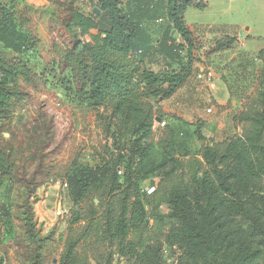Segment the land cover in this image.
<instances>
[{
  "label": "trees",
  "instance_id": "1",
  "mask_svg": "<svg viewBox=\"0 0 264 264\" xmlns=\"http://www.w3.org/2000/svg\"><path fill=\"white\" fill-rule=\"evenodd\" d=\"M76 1L55 2L65 16L50 11L55 23L47 31L51 48L46 54L30 15L37 8L25 0H0V175L19 186L14 217L25 232L23 257L28 264H46L43 249L54 231L45 232L44 224H38L35 201L38 189L58 175L48 162L52 118L22 111L29 89L50 83L60 87L57 104L94 110L103 106L110 113L111 145L96 163L74 162L64 175L75 201L97 195L98 203L93 200L88 205L86 218L116 253L134 259L133 264L153 263L150 213L159 228L166 218L175 219L194 244L212 247V235L202 227V212L195 209L212 205L210 211H215L227 206L250 216L253 223L252 238L238 237L225 264H264V238H254L264 237V191L259 189L264 181V49L259 52L262 67L257 89L234 116L243 133L206 144L203 123L197 122L194 134L202 146L192 153L188 142L170 127L159 141L150 139L155 119L164 118L159 102L187 81L199 59L196 51L201 44L187 26L185 13L191 6L204 9L208 3L97 0L106 17L103 23L93 12L83 13ZM235 41L224 37L211 51L231 48ZM8 50L17 56L8 58ZM36 55L42 60L40 71L31 65L30 58ZM147 59L158 63L159 70L149 67ZM23 123L30 124L28 137L13 142ZM3 131L11 137L1 135ZM153 177L160 180L153 198H148L141 184ZM164 204L169 205L167 214L160 210ZM10 215L0 214L4 226ZM76 244L69 239L61 264L77 263ZM0 264H4L2 255Z\"/></svg>",
  "mask_w": 264,
  "mask_h": 264
},
{
  "label": "rangeland",
  "instance_id": "2",
  "mask_svg": "<svg viewBox=\"0 0 264 264\" xmlns=\"http://www.w3.org/2000/svg\"><path fill=\"white\" fill-rule=\"evenodd\" d=\"M25 1L30 6L37 8L30 15L42 41L44 52L47 54L51 48L47 31L51 24L55 23L50 11L56 17L64 18L65 10L56 3L68 0ZM205 1L208 3L206 8L199 9L191 6L186 14L188 22L196 26L198 30L206 32L212 30L215 32L217 29L222 31L221 29L224 28L229 32H242V35H245L248 28L260 40L264 41V0ZM77 4V7L85 12H89L92 5L91 0H77ZM202 43L204 42H200L201 47H203ZM204 44L209 51L212 50L209 40H206ZM208 49H206V53L209 52ZM6 55L8 58L17 56L15 52L9 50ZM30 59L35 70L40 71L43 69L42 61L37 55L32 56ZM257 86L258 81H256L251 95L255 93ZM29 91L30 95L22 112L25 113L27 109L31 112L38 111L50 116L54 124V137L47 152L50 153L48 162H52L58 177L38 189L35 201V207L39 210L44 201L42 191L44 190L43 193L49 190L53 192L48 197L49 217L39 221V216H36L39 225L45 224V232L54 231L52 240L43 249L46 264L62 263L67 242L71 238L77 241L76 264H133L134 259L120 256L116 253L115 247H112L104 238L96 235L94 227L90 228V218H86L88 215L87 208L93 200L98 199L97 195L91 194L84 199L81 198L75 201L70 196L69 190L62 188V183L66 180L64 172L70 169L74 162L83 161L92 165L100 159V154L104 153L106 146L111 145L112 140L107 129L110 113L106 112L103 106L99 110H94L92 107L72 109L67 104H57L56 94L57 91H60V87L54 83L47 86L42 84L37 89L30 88ZM29 126V123L20 124L12 141L17 143L27 138L29 135L27 128H31ZM239 126L240 131L237 134H242L243 125L240 124ZM167 128V125L159 127L155 121L154 134L150 141H159L168 132ZM1 135L7 138L11 137V134L7 131H3ZM177 137L188 142L192 153L199 150V146L195 145V138L190 129L179 130ZM159 180L158 177H153L143 181L141 184L142 194L145 197L153 198ZM1 181L0 214L11 213L6 226L0 221L2 259L5 264H28L23 257L24 241H26L25 232L18 219L14 217L19 186L7 177L1 176ZM261 186L259 189L262 188L264 191V181ZM59 201H62L66 209L64 215H57L56 213L55 207ZM211 206H206L202 210L198 208L195 210L199 213L202 212L200 217L202 227L203 230L212 235V247L194 244L181 231L180 224L175 219L166 218L159 228L157 221L151 217L150 213L148 224L152 243L149 251L152 264H225V259L235 250L237 241H239L238 237L252 238L251 225L253 219L250 216L239 214L233 208L227 206H218L215 211H210ZM147 208L149 211L151 210V206L148 204ZM160 210L163 214H167L170 210L169 205H162ZM77 217L78 219H75ZM176 232L179 238H175ZM133 236L131 235V237ZM170 238L172 241H170ZM254 238L262 240L264 237L256 235Z\"/></svg>",
  "mask_w": 264,
  "mask_h": 264
},
{
  "label": "crops",
  "instance_id": "3",
  "mask_svg": "<svg viewBox=\"0 0 264 264\" xmlns=\"http://www.w3.org/2000/svg\"><path fill=\"white\" fill-rule=\"evenodd\" d=\"M38 1L46 2L45 0ZM122 1L126 2L127 0ZM91 4L89 12L81 11L90 15L94 7H97V0H91ZM187 11L185 13L187 26L199 42L205 43L206 40H209L211 49L215 47L218 40L224 37L229 36L236 39L231 48L215 52L209 51L202 43L209 52L202 56L199 53L200 48L197 49L196 55L199 59L194 63L192 73L187 81L170 98L158 104V110L164 116L163 120L166 121L167 126L174 129L176 133L185 128L190 129L195 138V145L200 148L202 142L198 141L194 134L196 128L194 124L197 122L203 123L202 132L206 137V144L221 142L240 131V126L235 124L234 116L243 109L246 98L254 91L262 67L259 52L264 49V41L260 40L248 28L245 35H242V32H229L224 28L221 29L222 31L217 29L215 32L210 29L211 33L200 31L186 19ZM97 16L98 20L106 22L102 11ZM175 36L177 37V34ZM146 61L149 67L159 70L158 63L149 59ZM207 69L215 71V78L209 83L202 82L197 78L198 73ZM209 108L212 109L211 112H207ZM43 191L44 201L41 209L37 210L35 207L39 221L49 217L48 197L53 194L51 190L46 193ZM61 203L62 201L57 203L55 210Z\"/></svg>",
  "mask_w": 264,
  "mask_h": 264
},
{
  "label": "built area",
  "instance_id": "4",
  "mask_svg": "<svg viewBox=\"0 0 264 264\" xmlns=\"http://www.w3.org/2000/svg\"><path fill=\"white\" fill-rule=\"evenodd\" d=\"M199 53L202 56L206 55V48L201 47L199 49ZM197 78L199 80H201L202 82L209 83L215 78V71L213 69H207L205 71L198 73ZM211 111H212V109L209 108L207 112H211ZM156 122L159 125V127H164L167 124L166 121L162 120V119H161V121H156ZM119 172L122 173L121 171H119ZM62 188L64 190L68 189V184L66 181H64L62 183ZM152 188L155 189L154 187H152ZM65 212H66V209L63 206V203H61L60 206L58 208H56V213H57V215H64ZM0 255H2L1 251H0ZM4 264H5V262H4Z\"/></svg>",
  "mask_w": 264,
  "mask_h": 264
},
{
  "label": "water",
  "instance_id": "5",
  "mask_svg": "<svg viewBox=\"0 0 264 264\" xmlns=\"http://www.w3.org/2000/svg\"><path fill=\"white\" fill-rule=\"evenodd\" d=\"M93 12L98 15V14H100L101 9L99 7H94ZM155 121H161V118L160 117H157L155 119ZM95 202H98V199H95ZM147 223H149V220L148 219H147Z\"/></svg>",
  "mask_w": 264,
  "mask_h": 264
}]
</instances>
